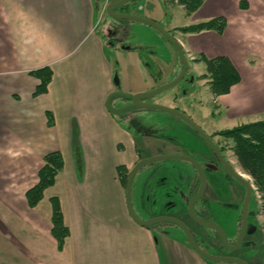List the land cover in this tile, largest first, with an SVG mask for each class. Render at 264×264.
<instances>
[{
	"label": "crops",
	"instance_id": "obj_1",
	"mask_svg": "<svg viewBox=\"0 0 264 264\" xmlns=\"http://www.w3.org/2000/svg\"><path fill=\"white\" fill-rule=\"evenodd\" d=\"M144 1L148 15H141L160 25L174 5ZM96 6V0H0V264H209L192 255L182 237L155 239V230L132 219L117 171L120 165L130 171L142 157L162 154L154 142L165 139L168 126L178 136L191 137V131L158 110L116 116L106 108L117 90L116 73L119 90L150 91L162 84L159 69L175 72L177 51L167 40L152 42L150 31L145 51L119 45V40L107 43L109 22L105 17L99 23ZM214 17L227 20L222 34L176 31L175 36L191 58L226 56L240 74L228 94L211 93L221 116L223 110L230 114L235 126L248 122L241 118L264 119V0H205L193 22ZM159 43L166 57L158 56ZM45 66L54 75L47 92L36 95L40 80L30 72ZM165 95L148 101L166 104ZM55 150L64 157V169L32 208L26 191L37 183L44 156ZM164 163L147 164L136 174L133 206L143 219L170 214L150 192L158 182L173 181ZM177 165V178L186 173L193 185V169ZM52 196L59 197L70 228L62 250L51 233L49 203L40 208Z\"/></svg>",
	"mask_w": 264,
	"mask_h": 264
},
{
	"label": "rangeland",
	"instance_id": "obj_2",
	"mask_svg": "<svg viewBox=\"0 0 264 264\" xmlns=\"http://www.w3.org/2000/svg\"><path fill=\"white\" fill-rule=\"evenodd\" d=\"M110 1H113V0H96V4H97L96 9H97L98 17H103V18L106 17L108 22H109V23L105 24V26L107 27L106 28V33H107V37H108L107 43H110L113 39H118L119 45H124V43H126L127 45H129V44L138 45L139 48L144 49L145 45L147 44V41H150V36H151L150 34H152V38H151L152 42L160 41V39L163 40V42H164V40H167L161 33H159L158 30H156L154 27L150 26L149 24H147L145 22L132 20L130 22H132V24H135V26L130 27V25L128 26V25H125V23H120L121 22L120 20L115 19L108 14H104L102 11H103L104 7L106 6V4ZM138 1H140L139 4H138ZM135 3H136L135 5H133L134 3L129 4L128 7H129L130 11L131 10L135 11L136 14L139 13V15H141V14L148 15L147 14L148 11L145 9L146 7H145V1L144 0H136ZM131 5H133V6L131 7ZM195 14H196V12H194L191 15H188L185 7L182 4L176 3L174 5L169 6V9L163 15V17L160 19V22H161V25L163 27L165 26L171 32H175L176 26H183V25L186 26V25H190V24L194 23L193 18L195 16ZM149 31H150V34H149ZM175 33L178 34L179 32H175ZM166 43L169 44V46L171 45L168 42H166ZM156 50H157L158 56H165V54L163 53V51H165V50H162L160 43L158 44V47L156 48ZM144 51H145V49H144ZM199 56H202V55L200 54ZM196 64H197V62H196ZM190 65H191L190 72H188L186 77L180 83H178L174 87L160 93L158 96H162L163 94H167V95H165V96H167V98L165 99L164 103L169 104V106L175 104V105H178L180 108L184 109L187 112V114L191 115V118H193V120L196 121V123L198 125H200L207 133H212L215 130L224 129V128H231V127L235 126L233 124V121L235 119L230 118L229 117L230 114L228 116L227 114L224 113V110H223L222 116L219 114V109L216 107V103L214 101L213 95L211 94L207 79L203 78L200 75L202 70L206 71L205 61H200L199 64L196 66H194V63L191 61ZM164 69H165V71H163V72L160 71V69L158 70L159 74H162L160 77V81L162 82V84H165V83L173 80L174 78H176L177 75L180 73L181 65H180V62H178V65H177L175 72H171L168 67H164ZM191 72L194 75L196 74L195 75L196 76L195 83L188 81L189 77L191 76ZM118 76H119V74H118ZM119 78H120V76H119ZM162 84L160 83V85H162ZM195 87H196V90H195ZM116 89H117V91H119V87L116 86ZM193 95H196V97H194ZM160 98H162V97H160ZM127 102L128 101L126 99H122L121 97H117V98H115L113 104H115V105H122V104L126 105ZM137 110L136 111L132 110V111H129L127 113L125 112V113L126 114H133L134 112H137ZM212 111L214 114L212 113ZM158 112H161L162 114H166L172 118H175L174 116L170 115L166 111L158 110ZM125 113H122V114H125ZM122 114H118V116L119 115L122 116ZM241 119L242 120H239L240 122L246 121V120L249 121V119H252V118H241ZM179 121H181V120H179ZM183 124L186 126L185 123H183ZM155 131L159 132L158 128L157 129L155 128ZM177 133H178L177 129H173V126H168V128L164 129V131L162 132V134H163L162 137H164L165 139H161V140H158L157 142H154V144H155L154 149L157 148V150H163V151L167 152V154H177L175 152L178 151L180 148L178 144L180 143L181 145H185V144H188V142H189L185 137H183L181 135L179 137L177 135ZM76 143H77V145H76ZM78 144L79 143L77 141H75V145L77 147H79ZM223 144L226 145V150H227L226 153L230 157L231 161L233 162V164L235 165L237 170L239 172L243 173L248 180H250L252 183H254L253 178L241 168V166L237 160V157L235 156V154L231 148V143L229 141L225 140L223 142ZM201 146L206 147L208 150V147L205 145L204 142H201ZM162 162H166L164 164H169L168 172L172 176L173 181L168 182L166 184L160 183V182L155 184V187L150 192H151L154 199L158 198L159 200L167 199L170 196L175 197L176 191H179V193H182L184 190L182 177L181 176L179 177V179H181L179 181V180H177V176L175 175V174H177L175 172H177L179 170L178 168H180L177 164L183 162V160L170 159V160L157 161V162L149 163V166L159 164ZM176 165L178 167H176ZM164 169H166V168H164ZM159 173H165V171L160 169ZM178 173H179V171H178ZM167 175L168 174L165 173V174H163L162 177H168ZM208 176H209V179L211 180L212 174H210V172H208ZM235 182H236V185L238 188L235 193H232L228 188L223 187L224 190L222 191V196L224 199L213 201L210 204L211 211L214 214V217L216 218L214 220L217 223H219L222 227L227 229L229 235L232 237L235 236L237 219L243 210V197H244V184H241L238 181H235ZM254 185H255V183H254ZM220 186H221V184H220ZM164 187H166V189H164ZM184 192H186V191L184 190ZM164 194L167 195L166 198H164V196H163ZM174 199H171V200L174 201ZM261 199H262L261 198V192L259 191L258 187L255 185L253 197L251 200V208H252L251 213H252V215L254 214L253 216H255L259 212L258 213L259 214L258 215V224L260 227V234L258 235V238H257L258 242L260 243V246L257 245V250L259 251V253L257 256H252V252H250L248 250L240 249V251L238 250L237 254L240 257H244V258L250 259L254 262L264 264V259H263V256H264V208H263V204H262L263 202ZM189 201H190V199L188 200V204H189ZM48 203H49V209L51 212L52 208H51V203L49 201V198L46 199L45 203H43L41 205L40 208L42 209V211L44 210L45 205ZM186 203H187V201H186ZM168 210H169V208L167 209V211ZM158 211L161 212V208L158 209ZM171 212H173V214H175V215H180V216H182L184 213L183 212L181 214H178V210L177 211L174 210ZM253 216L250 219V221H253V218H254ZM187 221H188V219H187ZM188 222H190V224H192L190 219ZM151 228H152V230L156 231L155 239H158L157 237H159V239H160V238H162L163 235H165V236H168V237L174 238V239L182 237L184 240H187L184 231L179 226H177L176 224H173L170 222H163V223L160 222V223L153 224L151 226ZM252 228H254V226H252ZM197 229H199V227H197ZM210 231L213 232L212 230H210ZM158 246H159V248H161L160 244H158ZM258 247H259V249H258ZM191 250H192L191 251L192 255L193 254H195V255L197 254L196 256L199 255L202 259H205L209 264H238V263L232 262V261H212V260L206 259L205 257L201 256L195 250H193V249H191ZM192 252H196V253H192ZM216 254H221V253L219 252Z\"/></svg>",
	"mask_w": 264,
	"mask_h": 264
},
{
	"label": "trees",
	"instance_id": "obj_3",
	"mask_svg": "<svg viewBox=\"0 0 264 264\" xmlns=\"http://www.w3.org/2000/svg\"><path fill=\"white\" fill-rule=\"evenodd\" d=\"M165 1L168 5L175 3L182 4L188 15L198 11L205 2V0ZM135 2L136 0L130 3ZM130 3L121 8H127ZM226 24L227 20L225 17H214L198 23L175 28V32L178 30L183 33H200L202 31L215 30L219 34H222L226 28ZM175 32L170 31L172 35H176ZM195 60L196 62L205 61L206 71H204L201 76L207 79L210 91L215 97L228 94L231 91L232 86L238 83L241 79L237 69L226 56L208 58L207 56L202 55ZM30 74L40 80V84L37 86L35 94L38 95L47 92L48 86L54 75L52 68L50 66H45L31 71ZM193 96L196 97V95ZM175 108L186 113V111L179 106H176ZM122 116H124V114H122ZM49 124H53L51 114ZM214 134L221 136L220 139L222 143L225 140L231 143V148L237 157L241 168L253 178L255 185L261 192V200L264 208V119L239 123L231 128L216 130ZM224 146L226 147V145ZM63 169L64 157L61 151H50L44 156V164L38 171L37 183L26 191V198L30 207L34 208L42 201L46 189L56 183L57 176ZM117 171L122 185L126 188L130 172L129 169L124 165H120L117 167ZM50 203L52 207L51 233L58 243V248L62 250L66 238L70 235V228L65 222L59 197L52 196L50 198Z\"/></svg>",
	"mask_w": 264,
	"mask_h": 264
},
{
	"label": "water",
	"instance_id": "obj_4",
	"mask_svg": "<svg viewBox=\"0 0 264 264\" xmlns=\"http://www.w3.org/2000/svg\"><path fill=\"white\" fill-rule=\"evenodd\" d=\"M132 1L134 0L110 1L106 6V12L111 17L118 19V20H122L120 23H125V22H130L132 20H136V21L145 22L149 24L150 26L154 27L176 48L178 55L180 57V60L182 62V68L176 78H174L173 80L165 84L159 85L150 91H141V92H137L133 94L127 93L121 90L119 91L116 90L112 92L106 100V108L110 111L111 114L116 115V116H118V114H122V113L129 112L132 110L136 111L137 109L139 110V109L146 108V109L162 110L186 122L209 143V145L214 149V151L216 152L218 157L221 159L223 164L226 166L229 173L237 181L244 184L246 188V194H245V199L243 203L241 229H240L236 243L233 244L230 242L227 232L219 223L204 219L200 217L195 211V204L196 202L199 201V199L204 193V190L206 187V179H207L206 172L204 168L202 167V165L200 164V162L194 156L189 155V154H157V155H151V156H146V157L141 158L130 170L127 184H126V204H127L128 212L130 216L132 217V219L141 226L151 227L153 224L160 223V222L162 223L170 222V223L176 224L184 231L189 246L193 250H195L197 253H199L201 256L205 257L206 259H209L212 261H232L238 264H249L244 259L238 256H235L233 254H215V253L208 251L206 248L202 247L196 241L194 237V233L191 230V228L188 226V224L185 221H183L180 218L176 216H171V215H158V216H154L151 218L143 219L142 217L139 216V214L136 212L133 206V184H134L136 174L143 166L149 163L163 161V160H170V159H180V160L189 161L196 167V169L198 170L201 176L200 188L198 192L191 198L188 204L189 214L194 221L201 224L205 228L216 230L225 248L229 252H233V251L238 250L241 247L242 242L247 233L249 207H250V203L253 197V184L250 180L246 178V176L243 173L238 172L237 170L233 169L230 166V164L222 156L221 152L216 147L215 143L210 138V136L190 116H188L186 113H184L183 111L173 106L161 104L158 102L148 101L149 99L156 97L160 93L180 83L184 79L187 73L188 61L185 55V50L182 44L180 43V41L176 37H174L168 30H166L162 25H160L156 20L150 17H147V16L136 14V13L124 12V11L118 10L119 8L125 6L126 4ZM114 83L117 87L120 86V78L118 74H115ZM117 97L125 98L126 100H129V103L124 106L116 107L113 104V102L115 98Z\"/></svg>",
	"mask_w": 264,
	"mask_h": 264
},
{
	"label": "flooded vegetation",
	"instance_id": "obj_5",
	"mask_svg": "<svg viewBox=\"0 0 264 264\" xmlns=\"http://www.w3.org/2000/svg\"><path fill=\"white\" fill-rule=\"evenodd\" d=\"M118 10L119 11H124V12H131L129 7H127V8H119ZM102 12L104 14H107L106 6L104 7ZM104 18L103 17H99V23L103 22ZM173 36L175 37V35H173ZM114 40L116 41L117 39H113L112 41H114ZM174 49H176V48L174 47ZM177 54H178V52H177ZM185 55H186V57L188 56L186 53H185ZM195 59L196 58L187 57L188 70H187L186 75L191 70L190 62L192 61L193 63H196ZM178 62H180V65H181V68H182V62L180 60L179 55H178ZM186 75H185V77H186ZM195 75L191 72V76L189 77L188 81H190L192 83H195V80H196V76ZM122 99H125V98H122ZM127 101H128L127 102V104H128L129 100H127ZM116 106L120 107V106H124V105L122 104V105H116ZM125 114H124V116H125ZM184 123L186 124V127L191 131V137L185 136L184 134L182 136L185 137L190 143L188 142V144H185V145H181L179 143L178 145H179L180 148L175 153H177V154H189V155L194 156L200 162L202 167L204 168V170L206 172V177H207V179H206V187H205L203 195L201 196L199 201L196 202V204H195V211L200 217H202L204 219H207V220L215 221L214 219H216V218L214 217V214L211 211L210 204L213 201L224 199L223 196H222V191L224 190L223 187L224 188H228L232 193H235L237 191V189H238L237 185H236V182H235L237 180L229 173L228 169L223 164L221 159L218 157V155L216 154L214 149L209 145V143L197 131H195L189 124H187L186 122H184ZM215 131H213L212 133H207L206 131L205 132L213 140V142L215 143L216 147L219 149V151L221 152L222 156L226 159V161L230 164V166L233 169L237 170V168L235 167V165L231 161L230 157L226 153L227 150H226V147L223 145V143H222V141L220 139L221 136L217 135V134H214ZM201 142L205 143V145L208 147L209 151L207 150L206 147L201 146ZM192 148H196V149L193 150ZM163 153H164V151H163ZM164 154H167V152H165ZM183 163L189 165V167L192 168L193 171L195 172L194 183H193V185H190V184L188 185V179L186 180V178H187L186 173L184 174L183 172H181L180 176H182V180L183 179L185 180V182L183 181V187H184V190L186 191L185 192L186 195H184V192H182L181 193L182 196H181L179 191H176L175 192L176 193L175 197L170 196V197H168L167 199H164V200H159L158 198L155 199V200H158V201L162 202V204H164L163 206H164L166 211L169 208V210L167 212H169L170 214H162V215L176 216V217L182 219L183 221H185L188 224V226L190 228H192L196 241L200 245H202L204 248H206L208 251H210L212 253L216 254V253L220 252L221 254H233L235 256L240 257L237 254L238 250L240 251V249H244V250H248V251L252 252V256H257L258 253H259V251L257 250V245L260 246V243L258 242V240L256 238V236L260 233V227H259V224H258V215L259 214L257 213L255 216H253L254 214L252 215V213H251V210H252L251 203H250V207H249L247 233H246L245 238H244V240L242 242V245H241V247L238 250L233 251V252H229L225 248L224 244L222 243V240H221V238L218 235V232L216 230H213V229H209L208 230V228H205L201 224L197 223L190 216L189 210H188V205H187L188 204V200L189 199L191 200V198L198 192V190L200 188V185H201V176H200L198 170L196 169V167L191 162L183 160ZM208 172H210V174H212L211 180L209 179ZM177 175H179V173H177ZM180 176H178V177H180ZM177 180H179V178H177ZM220 184H221V186H220ZM190 186H193V189L190 190V192H189L187 189L190 188ZM245 194H246V188L244 186L243 203H244V199H245ZM171 199H174V201L171 200ZM186 201H187V203H186ZM174 210L175 211L178 210V214H181V213L184 212L183 215H182L183 217L180 216V215L173 214V212H171V211H174ZM251 215L254 217L253 221H250V219L252 218ZM187 219H188V221L190 219V221L192 222L193 225L190 224V222H188ZM241 224H242V213L239 215V217L237 219V224H236V229H235L236 233H235V236H233V237L230 236L228 231H227V229H225L223 227L225 229V231L227 232V234H228L230 242L233 243V244H235L236 241H237V238H238V235H239V232H240V229H241ZM252 226H254V228H252ZM197 227H199V229H197ZM210 230H212L213 232H211ZM258 249H259V247H258ZM240 258L244 259L249 264H258L257 262H254V261H252L250 259H247V258H244V257H240Z\"/></svg>",
	"mask_w": 264,
	"mask_h": 264
}]
</instances>
